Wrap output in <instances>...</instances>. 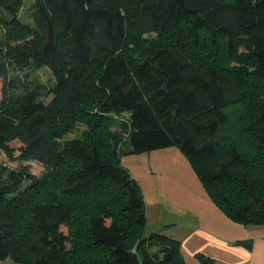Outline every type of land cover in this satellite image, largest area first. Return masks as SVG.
Segmentation results:
<instances>
[{
    "label": "trees",
    "instance_id": "obj_1",
    "mask_svg": "<svg viewBox=\"0 0 264 264\" xmlns=\"http://www.w3.org/2000/svg\"><path fill=\"white\" fill-rule=\"evenodd\" d=\"M0 91V264H186L121 163L172 146L264 224V0H0Z\"/></svg>",
    "mask_w": 264,
    "mask_h": 264
},
{
    "label": "crops",
    "instance_id": "obj_2",
    "mask_svg": "<svg viewBox=\"0 0 264 264\" xmlns=\"http://www.w3.org/2000/svg\"><path fill=\"white\" fill-rule=\"evenodd\" d=\"M121 163L133 177L150 184L152 190H145L156 207L151 232L160 230L178 239L186 264H203L198 254L212 258V264H264V224L229 218L177 147L123 155ZM137 181L141 186L142 180ZM141 191L144 195L142 186Z\"/></svg>",
    "mask_w": 264,
    "mask_h": 264
},
{
    "label": "rangeland",
    "instance_id": "obj_3",
    "mask_svg": "<svg viewBox=\"0 0 264 264\" xmlns=\"http://www.w3.org/2000/svg\"><path fill=\"white\" fill-rule=\"evenodd\" d=\"M21 16L24 19L28 18L26 7H25V9L22 10ZM24 72L25 71H21L20 75H22L24 77V79L27 82H29L31 85L33 83L38 82L39 84L49 86L52 83V81H53L52 75H51V73H50V71H49V69L47 67H42V68H39V69H36V70L29 69L27 76L24 75ZM43 98L45 100H48L50 98V95H44V93H43ZM0 99H1V91H0ZM34 168H35L36 171H40L39 165L34 164ZM137 180H142L141 186L144 189L143 198H144L145 202L148 203V200H150L149 203H148L149 206H147L148 219H147V223L145 221L144 231H143L144 235H148L151 232V229H152L153 224H154V222L152 220V217L156 213V207H155V204L151 201L152 198H153L152 194L150 192L147 193L146 190H145L147 188L151 189L150 184L147 183V181L145 179H143V178L141 179L140 177H137ZM34 197H36V198H41V197L48 198L49 197V193H48V191H45V190L42 191L41 190L38 193H35ZM146 198H148V199H146ZM24 210L25 209L22 208L20 212H25ZM26 218H27L26 213H22L21 216H20V229L22 231L23 236L24 235L27 236V237H25V239H30L32 237L31 230L28 227L30 222H29V220L27 221ZM3 263L4 264H13V261H12V259L7 258Z\"/></svg>",
    "mask_w": 264,
    "mask_h": 264
}]
</instances>
